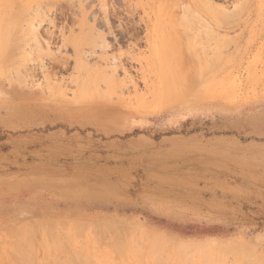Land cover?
<instances>
[{
	"label": "rangeland",
	"instance_id": "obj_1",
	"mask_svg": "<svg viewBox=\"0 0 264 264\" xmlns=\"http://www.w3.org/2000/svg\"><path fill=\"white\" fill-rule=\"evenodd\" d=\"M17 249L264 264V0H0L1 264Z\"/></svg>",
	"mask_w": 264,
	"mask_h": 264
},
{
	"label": "bare ground",
	"instance_id": "obj_2",
	"mask_svg": "<svg viewBox=\"0 0 264 264\" xmlns=\"http://www.w3.org/2000/svg\"><path fill=\"white\" fill-rule=\"evenodd\" d=\"M25 5H26V4H25ZM26 6H27V5H26ZM184 9H185V8H184ZM202 35H203V33H202ZM204 36H205V35H204ZM213 45H214V44H213ZM216 86H217V85H216ZM231 89H232V88H231ZM212 90H213V89H212ZM37 217H38V216H37ZM77 221L80 222V220H77ZM94 221H95V220H93L92 222H94ZM42 222H43V221H42ZM59 222H60V221H59ZM62 222H63V221H62ZM62 222H60V224H62V225H60V226H62V228H63V227H64V226H63L64 223L67 222V221H64L63 223H62ZM79 222H76V223L73 222V223H74V226L76 225V226H75V227H76L75 230L77 231V234L80 233V230H79V228H80V227H79V224H80L81 226H82V224H83L82 222H80V223H79ZM98 222H102L101 224H104L103 221H98ZM98 222H94L93 225H94V224L96 225V223H98ZM37 223H38V221H37ZM78 223H79V224H78ZM81 223H82V224H81ZM57 224H58V226H59V223H57ZM99 224H100V223H99ZM101 224H100V225H101ZM41 225H44V224H41ZM47 225H48V224H47ZM49 225H50V224H49ZM77 225H78V226H77ZM108 225H109V224H108ZM108 225L105 224L104 227L107 229L106 226H108ZM122 225H123V224H122ZM122 225H119V226H122ZM52 226H53V225H52ZM54 226H55V225H54ZM54 226H53V228H54V230H55V227H54ZM65 226H67V223H66ZM113 226H114V225H113ZM124 226H126V224H124ZM128 226H129V225H128ZM11 227H12V226H11ZM48 227H49V226H48ZM97 227H98V224H97ZM97 227L95 226V229H96ZM109 227H110V226H109ZM8 228H10V227H8ZM21 228H22V227H21ZM32 228H33V227H32ZM38 228H39V227H38ZM53 228H51L52 230H50V231H53ZM65 228H66V227H65ZM65 228H63L62 230H64ZM71 228H72V226H71ZM77 228H78V230H79V233H78ZM92 228H94V226H92ZM100 228H101V227L97 228V229H99V231H98L97 233L100 232ZM121 228H122V227H121ZM124 228H125V227H124ZM15 229H16V228H15ZM17 229H18L19 231L22 230V229L20 230L19 228H17ZM45 229H46V228H45ZM60 229H61V228H60ZM101 229L103 230V232L105 231L104 228H101ZM127 229H129V228L126 227L124 235L126 234V231L129 232V230H130V229H129V230H127ZM39 230H40V229H38V231H39ZM58 230H59V229H58ZM66 230H67V228H66ZM73 230H74V227H73ZM121 230H122V229H121ZM16 231H17V230H16ZM25 231H27V230H25ZM50 231H49V232H50ZM76 231H75V232H76ZM92 231L94 232V229H92ZM96 231H97V230H96ZM96 231H95L94 233H96ZM107 231H108V230H107ZM4 232H5V234L8 232V231L6 230V228H5V231H4ZM11 232H14V227H13V230H12V231L10 230V231L7 233V235H9ZM44 232H45V230H44ZM54 232H55V231H54ZM73 232H74V231H73ZM109 232H110V230H109ZM122 232H124V230H123ZM130 232H131V230H130ZM14 233H15V232H14ZM14 233H13V234H14ZM39 233H40V232H39ZM51 233H52V232H51ZM106 233H107V232H104L103 235H102V237H100V238L103 239V240L101 239L102 241L99 239V237H97L98 234H95L96 237L93 238V239L95 240V239L98 238V240H95L97 243H95V241H93V242H94L93 245L96 244V246H98L97 244H98L99 240H100L101 242H106V241H104V238L108 235V234L106 235ZM131 233H132V232H131ZM11 234H12V233H11ZM11 234H10V237H12ZM16 234H17V233H16ZM19 234H20V233H19ZM77 234L75 233V236H76V237H77ZM26 235H27V234H25V236H26ZM34 235H35V234H34ZM34 235H33V236H34ZM44 235H45V234H44ZM44 235H43V236H44ZM46 235H47V234H46ZM57 235H58V234H57ZM61 235H62V234H61ZM95 235H93V236H95ZM104 235H105V236H104ZM111 235H113V232H112L109 236H107L106 239H107V238L110 239V237H112ZM119 235H120V234H118V236H119ZM127 235L130 236V235H132V234L128 233ZM135 235H137V234H135ZM135 235H134V236H135ZM156 235H157V234H156ZM49 236H50V235H49ZM53 236H54V235H53ZM62 236H63V238L66 237V236H64V234H63ZM78 236H79V235H78ZM98 236H99V235H98ZM100 236H101V234H100ZM120 236H121V235H120ZM122 236H123V235H122ZM125 236H126V235H125ZM129 236L126 237V238H129ZM134 236H133V239L135 238ZM137 236H140V235L138 234ZM158 236H160V235H158ZM28 237H29V236H28ZM46 237H47V236H46ZM51 237H52V236H51ZM57 237L59 238V236H57ZM130 237H131V236H130ZM144 237H145V235H144ZM29 238H31V240H30ZM29 238H28V241H27V242H29V243H30V241L33 242L32 237H29ZM53 238H54V237H53ZM78 238H80V237H78ZM142 238H143V235H142L141 239H142ZM154 238H156V236H155ZM18 239H19V238H18ZM24 239H25V237H24ZM24 239H20V241L17 242L18 240H17V238H16V242H17V245H18V246L15 244V240H10V241H12V242L14 243V245H12V246L15 247V248H13V249L16 250V247H18V248L20 247V248H22V249H20V250L24 251L25 248L28 250V247H30V246H31L30 248L32 249V247H33L32 244L29 245V246H27V247L24 246V245H26V244H27V245L29 244V243H26V242H25L26 239H27V237H26L25 240H24ZM43 239H45V238L43 237ZM47 239H49V238L47 237ZM47 239H46V240H47ZM50 239H51V238H50ZM50 239H49V240H50ZM54 239H56V238H54ZM54 239H52V240H54ZM59 239H60V238H59ZM135 239H136V238H135ZM141 239H139V240H141ZM161 239H162V238H161ZM163 239H164V238H163ZM52 240H50V241H52ZM75 240H76V239H75ZM116 240H118V238H116ZM123 240H124V239H123ZM123 240H122V242H123ZM128 240H129V239H128ZM165 240H166V239H165ZM2 241H3V240H2ZM55 241H57V240H54V242H55ZM108 241H109V242H111V241L113 242L114 240L110 239V240H108ZM108 241H107V242H108ZM118 241L120 242L121 240H118ZM124 241H125V240H124ZM131 241H132V244L134 245L132 239H131ZM142 241H143V240H142ZM158 241H159V242L156 243V244H158V245H159V244L161 245V243L163 244V240H162L161 243H160V240H158ZM3 242H7V241H3ZM48 242H49V241H48ZM57 242H58V241H57ZM62 242L65 243L64 241H62ZM62 242H61V243H62ZM134 242H135V240H134ZM136 242L139 243L140 241L138 242V239H137ZM143 242H144V241H143ZM155 242H157V241L155 240ZM13 243L10 242L9 244H13ZM25 243H26V244H25ZM49 243H50V242H49ZM52 243H53V242H52ZM52 243H51V244H52ZM63 243H62V244H63ZM125 243H127V241H126ZM125 243H124V244H125ZM128 243H129V242H128ZM130 243H131V242H130ZM33 244H34V243H33ZM45 244H48V243L45 242ZM118 244H119V243H118ZM124 244H123V245H124ZM156 244L154 243L153 248H155L154 246H156V248L158 247ZM48 245H49V244H48ZM54 245L56 246L55 243H54ZM63 245H66V244H63ZM125 245H126V244H125ZM127 245L129 246V244H127ZM142 245H143V244H142ZM144 245H145V244H144ZM160 245H159V246H160ZM164 245H165V244H164ZM101 246H102V245H101ZM130 246H131V244H130ZM138 246H139V245H138ZM34 247H35V246H34ZM65 247H67V246H65ZM65 247H64V246H61V248H63L62 251H61L62 253H63L64 251L66 252V249H68V248H65ZM90 247H91V246H90ZM92 247H93V246H92ZM109 247H110V248H108V245H107L106 248H105V250H106L107 248L110 250L112 246H109ZM121 247H123V249H121L122 251H123V250H124V251L126 250V249H124L125 246H122V245H121ZM132 247H134V246H132ZM142 247H144V246H142ZM142 247L139 246V248H142ZM234 247H235V246H234ZM50 248H51V247H50ZM56 248H57V246H56L55 248H52V250L49 249L51 253H50L49 251H47V253L44 252V255H46V254H48V253L52 254V252L58 253L57 251H59L60 249H59V250H56ZM82 248H83V247H82ZM98 248H99V247H97V250H98ZM114 248H115V247H112V249H114ZM117 248H118V247H117ZM117 248H116V249H117ZM125 248H126V247H125ZM139 248H136V250L138 251ZM144 248H145V247H144ZM144 248L140 249V254L143 252L142 250H143ZM156 248H155V249H156ZM235 248H236V247H235ZM235 248H234V251H235L236 253H237V250L240 251V249L235 250ZM34 249H35V248H34ZM88 249H89V248H88ZM108 249H107V251H108ZM116 249H114L116 252H115L114 250H113V251H114V253L118 254V253L120 252V250H119V249H120V246H119V248H118L119 252H118ZM132 249H133V248H132ZM132 249H131V250H132ZM232 249H233V248H232ZM5 250H6V249H5ZM18 250H19V249H17V251H18ZM20 250H19L18 252L16 251L17 254L21 256V257H20V256H18V257L23 258V260H24V259L26 260V258H27L26 261L28 262V264L30 263V261H31V264H32L33 260H32V259H29L30 257H28V256H30L29 253L31 254V252L28 253L27 251H24L23 253L26 254L25 252H27V253H28V256L26 255V257H22L24 254L21 255L22 252L19 253ZM36 250H37V248H36ZM45 250H46V249H45ZM53 250H55V251H53ZM63 250H64V251H63ZM69 250H71V249L69 248ZM97 250H96V251H97ZM136 250H135V248H134L133 251H135V253H136ZM150 250H151V249H150ZM89 251H90V250H89ZM111 251H112V250H111ZM122 251H121V253H123L122 255H123V256L125 255V258H126V254H124V252H122ZM148 251H149V249H148ZM160 251H161V250H160ZM181 251H182V250H181ZM247 251H248V250H247ZM247 251H246V252H247ZM6 252H9V250H6ZM6 252H5V253H6ZM10 252H11V251H10ZM34 252H35V250H34ZM65 252H64V253H65ZM73 252H74V251H73ZM84 252H85V249H84ZM92 252H95V251L92 250ZM102 252H103V251H102ZM117 252H118V253H117ZM126 252H127V251H126ZM158 252H159V251H158ZM158 252H157V253H158ZM184 252H185V250L183 249V253H184ZM186 252H187V250H186ZM186 252H185V253H186ZM232 252H233V251H232ZM241 252H243V251H241ZM37 253H38V252H36L35 254H37ZM45 253H46V254H45ZM55 253H54V254H55ZM70 253H72V252L69 251V254H70ZM90 253H91V251H90ZM107 253L109 254L110 251H108ZM112 253H113V252H112ZM114 253H113V257H112V258L115 257L116 259H117L116 256H118V255L120 256V254H121V253L118 254V255L115 254L116 256H114ZM146 253H147V254L150 253L149 255H151L152 252H146ZM157 253H155V255L153 254V256H155L156 258H157V256H156ZM161 253L164 254V253H163V250H162ZM161 253H160V254H161ZM233 253H234V252H233ZM236 253H234V255H235ZM238 253H239V255H240V252H238ZM10 254H13V253H10ZM10 254L8 253V256H7L8 259H9V255H10ZM67 254H68V253H67ZM69 254H68V257H67V258H68V259H71V262H72L71 264H73L74 260H79L78 258L75 259V257H74V255H75L76 253H75V254L72 253V254H74V255H73L74 258H73V257H70ZM85 254H87V253L85 252ZM92 254H93V253H92ZM179 254H180V253H179ZM181 254H182V252H181ZM186 254H187V255H186V257H187V256H188V253H186ZM189 254H190V253H189ZM200 254H201V253H200ZM247 254H249V251L247 252ZM48 255H49V254H48ZM55 255H56V254H55ZM62 255H63V254H62ZM62 255H60V256L62 257ZM64 255H66V254H64ZM64 255H63V256H64ZM70 255H71V254H70ZM94 255H96V254H94ZM122 255H121V256H122ZM142 255H143V254H142ZM201 255H202V254H201ZM201 255H200V256H201ZM10 256L15 257L16 255H15V256H14V255H10ZM32 256H33V255H32ZM56 256H57V255H56ZM56 256H55V257H56ZM60 256H59V257H60ZM66 256H67V255H66ZM71 256H72V255H71ZM75 256H76V255H75ZM87 256H88V255H87ZM99 256H100V255H99ZM121 256H120V257H121ZM13 257H12V258H13ZM16 257H17V256H16ZM33 257H34V256H33ZM33 257H32V258H33ZM41 257H42V256H41ZM41 257H40V258H41ZM43 257H44V256H43ZM59 257H58V258H59ZM82 257H83V255H82ZM85 257H86V256H85ZM91 257H93V256H91ZM136 257L139 258V256H136ZM146 257H147V256H146ZM150 257H151L150 259L153 258L152 256H150ZM155 257L153 258L154 261H152L153 264H156V263H159V264L161 263V264H163L164 260H166V259L163 260V258H162V259H160L161 262H160V260H159V262H158V260H157L156 263H155ZM169 257H170V256H169ZM190 257H191V254H190V256H189L188 258H190ZM236 257H237V256H236ZM250 257H251L252 260H253V257H254V256H250ZM20 258H18L19 261H20ZM44 258H45V257H44ZM48 258H49V257H48ZM51 258L53 259V257H50V259H51ZM63 258H64V257H63ZM72 258H73L74 260H72ZM83 258H84V257H83ZM83 258H80V259H83ZM160 258H161V257H160ZM181 258H182V257H181ZM238 258H239V257L236 258V261H235L236 264H237V262H238ZM254 258H255L256 261H258V260L256 259V257H254ZM10 259H11V258H10ZM52 259H51V260H52ZM86 259H87V258H86ZM98 259H99V258H98ZM142 259H143V258H142ZM153 259H152V260H153ZM179 259H180V258H179ZM179 259H178V260H179ZM247 259H248V257H247ZM44 260H45V259H44ZM48 260H49V259H48ZM63 260H64V259H62V261H63ZM84 260H85V259H84ZM88 260H89V259H88ZM88 260H86V261H87V262H90L91 258H90L89 261H88ZM92 260H93V259H92ZM243 260H244V258H242L241 261L243 262ZM252 260H250V261H248V262H246V261L244 260V264H245V263H248V264H249V263H250V264H256V263H257L255 260H254V261H252ZM14 261H15V259L13 258V259H12V262H14ZM26 261L23 262V261L21 260L20 262H22V264H24ZM41 261H42V263L44 262L43 259H42ZM52 261H53V260H52ZM52 261H51V263L57 264V263H55V262H56L55 260H54L53 262H52ZM68 261H69V260H68ZM82 261H83V260H82ZM93 261H94V260H93ZM105 261H106V260H105ZM105 261H104V262H105ZM162 261H163V262H162ZM175 261H176V260H175ZM239 261H240V260H239ZM251 261H252L253 263H252ZM27 262H26V264H27ZM60 262H61V261H60ZM176 262H177V261H176ZM15 263H16V261L14 262V264H15ZM48 263H50V262L48 261ZM48 263H47V264H48ZM64 263H66V262L63 261V264H64ZM69 263H70V261H69ZM76 263H78V264H79V263H80V264H86L85 261L82 262V263L77 261ZM117 263H119V262H117ZM138 263L140 264V262H138ZM190 263H191V262H190ZM190 263H189V264H190ZM200 263H202L201 260H200ZM0 264H1V262H0ZM4 264H6V263H4ZM16 264H18V263H16ZM43 264H45V263H43ZM58 264H61V263H58ZM66 264H67V263H66ZM88 264H89V263H88ZM90 264H93V263L90 262ZM141 264H142V261H141ZM166 264H168V263H166ZM174 264H175V263H174ZM177 264H180V263L177 262ZM238 264H239V262H238ZM242 264H243V263H242Z\"/></svg>",
	"mask_w": 264,
	"mask_h": 264
}]
</instances>
